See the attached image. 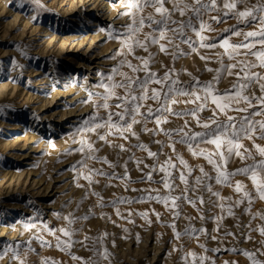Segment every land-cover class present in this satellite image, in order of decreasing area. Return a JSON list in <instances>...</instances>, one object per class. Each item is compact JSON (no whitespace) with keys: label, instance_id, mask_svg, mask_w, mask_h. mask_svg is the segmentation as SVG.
<instances>
[{"label":"rangeland","instance_id":"1","mask_svg":"<svg viewBox=\"0 0 264 264\" xmlns=\"http://www.w3.org/2000/svg\"><path fill=\"white\" fill-rule=\"evenodd\" d=\"M184 2L191 4L192 0ZM202 3L209 4L210 10L201 9L198 16L191 11L181 16L178 11H171L172 3H166L171 20L177 22L170 21L169 27L177 28L184 23V34L167 33L172 42L160 41L167 52L160 51V44L148 43L147 52L136 47L134 54L129 55L116 38L126 32L131 22L124 15L128 11L127 0H0V264H21V261L23 264L44 261L47 264H202L200 257L205 258L203 264H264V236L260 234L264 228V200L259 198L246 175L231 177V186L217 184L216 172L202 156L194 157L185 144L174 143L180 139L176 135L178 129L183 128L190 134L203 131L191 115L178 118L164 112L167 123L158 128L155 116H147V110L151 107L155 113L159 105L148 99L141 102L140 111L144 115L136 117L140 122L133 125L135 136L125 132L126 139H123L117 133L107 136L105 142L98 134H105L107 128L97 132L79 131L84 118L106 119L108 112L121 111L115 107L97 108L102 103L98 94L104 93L98 85L108 83L106 77L114 75L111 71L114 67L134 78H146L143 71L133 73L126 65L120 66L124 60L139 65L137 57H150L149 71L158 78L167 73L169 82L179 81L178 87L188 88L199 81L197 87L212 83L216 93L225 94L233 90V84L246 82H238L235 73L241 67L239 62L258 63L255 57L244 55L246 50L241 49L229 59L219 43L222 38H229L232 44L243 39L225 29L243 32L258 29L237 24L231 15L224 16L227 10L223 8V0H216L217 9H211V0H202ZM260 3L264 0H246L248 7ZM244 7L245 4L238 5L240 10ZM149 14L160 18L152 7L144 8L137 18ZM213 17H220L221 22L217 23ZM201 20L210 25V29L200 33L205 37L203 43H215L216 47H201L200 37L196 35ZM189 21L191 27H187ZM155 27L146 26L138 34L139 39L143 41V33ZM120 52L123 54L118 55ZM228 65H236L233 75H229ZM217 69H220L219 79L215 80ZM250 71L264 75V69L259 67ZM121 80L122 77L114 75L115 82ZM260 83L264 81H253L244 91L253 103L248 112L230 110L247 107L241 101L239 105L232 104L226 110L227 115L239 119L260 110L258 99H253L264 95ZM153 88L160 89V85L150 83L149 95ZM116 92L125 96L122 88ZM133 94L139 96L142 91L136 89ZM176 99L180 102L169 101L168 107L181 114L190 112L199 103H184L188 97ZM117 102L115 98L109 101L111 105ZM213 109L215 105L209 101L203 111H198L199 119L213 117ZM21 113H24L22 118ZM130 115L126 116L128 122ZM215 118L225 121L226 116L216 110ZM113 119L118 117L113 115ZM250 119L264 120V116ZM167 131H172L171 138L164 134ZM259 135L257 131L255 144L264 147ZM82 140L93 145L92 153L82 145ZM173 143L175 150L169 147ZM242 143L251 151L252 158L242 161L233 154L226 166L222 165L228 172L264 159L256 152L253 141L245 139ZM121 144L126 151L120 150ZM139 144L146 145L157 156L149 157L147 151L137 147ZM82 147L84 150L80 151ZM200 149L215 152L213 145L201 143L196 150ZM89 155L106 158L115 167L88 159ZM177 155L192 169L190 176L185 172L189 181L187 191L178 178L184 169L176 160ZM169 158L177 166L170 169L176 179L171 189L166 190L160 165ZM214 159L219 161V155ZM200 168L213 178L204 177L196 185ZM89 169L108 175H93L89 184L84 179ZM113 175L119 178H108ZM125 175L128 179L122 182ZM237 181L244 185L241 193L234 190ZM245 191L250 194L251 203L244 197ZM157 195L181 197L176 201L179 207L173 208L171 200L166 206L149 199ZM120 199L126 202L120 203ZM188 200L195 201V205ZM237 200L241 201L239 205L235 203ZM110 202H115V207ZM227 209H231V214ZM169 225H174L175 231L182 234L179 240ZM61 228L71 231L72 235L64 236L58 231ZM201 228L204 233H200ZM186 229L196 231L187 235ZM57 238L70 242L71 246L58 249ZM5 247L14 251L5 254ZM245 252L250 256L244 255ZM188 253L195 254V258ZM73 256L78 259L73 260Z\"/></svg>","mask_w":264,"mask_h":264},{"label":"snow or ice","instance_id":"2","mask_svg":"<svg viewBox=\"0 0 264 264\" xmlns=\"http://www.w3.org/2000/svg\"><path fill=\"white\" fill-rule=\"evenodd\" d=\"M166 3H172V10L171 11H178L181 16H184L186 12L191 11L194 15H199L201 9L205 11L210 10V5L202 3V0H192L191 4L185 3L184 0H127V8L128 11L124 13L130 17V23L127 25V30L125 33H119L116 38L121 40L122 49L126 48L127 53L129 55L134 54V49L136 47L142 48L145 52L148 51V43L151 44H160L161 40L168 39L167 33L169 31L173 33H177L179 35L184 34L185 24L180 23L179 27L177 28H170L169 22L175 24L177 23L174 20H171V11L165 7ZM239 4H245L243 10L238 8ZM199 5V7H197ZM146 7H152L156 14L159 15V19H155L152 14H149L147 17L139 16L137 18L138 13H142L143 9ZM223 8L226 9L223 13L224 16L231 15L232 18L237 20V24H246L252 26L254 29L253 31L243 32L242 30H229L225 29V31H231L232 35L240 37L242 36L243 39L238 44H232L229 42V38H222L219 46L224 49L225 53L228 55L229 59H233L234 55L239 54V50L244 49V55H251L255 57V62H239L241 63V67L239 72H236L235 75L237 76V80L239 81H246V82H239L238 84H233V90L227 91L225 94H219L215 92L214 86L212 83H206L202 86L197 87L199 81L196 84L189 86L188 88L185 87H178L179 84L178 80H171L169 82V76L166 73L163 77L158 78L156 73L149 71V58L137 57L136 59L140 60L139 65H133L130 61L124 60L120 62V66H127L133 73H137L143 71L145 73L146 78L140 79L138 77L130 76L126 72L119 71V67H114L111 71L114 75H119L122 77L120 82L114 81V75H109L106 77L108 83H100L98 87L104 89L103 94H98V99L102 101L101 104L97 105V108H103L108 110L110 107H115L117 109H121V111L116 112L115 114L108 112L107 118L102 119L98 116H91L90 118L83 119V127L79 129L81 132H97L99 129L107 128L108 131L105 134H98L99 139L101 141L107 142V136H114L117 133L119 134V138L126 139L124 133H130L132 136H135V132L133 131V125L139 123L140 121L137 120V116H143L144 114L141 113L140 109L142 106L141 102H144L148 99L155 101L159 106L155 109V113H159V115H155L153 109L148 107L147 116H155V123L159 128L162 123H167V118L163 115L164 112H168L170 115H175L178 118H182V115H191L192 118L196 121L198 127L203 129V131L189 133L184 132L183 128L176 130V135L180 136L178 141L174 143L185 144L188 147L189 152L194 156H202L208 164L212 166L216 175L214 177L217 184L231 186L230 185V178L236 176L237 174L246 175L248 179L252 182L253 186L256 189V192L261 200H264V159H261L258 164L254 163L251 166H246L237 169L233 172H228L226 168L222 167V165L227 164L228 159L234 154L235 156L239 157L242 161L245 159H251L252 153L251 151L246 148L242 141L247 139L253 141V146L256 149V152L261 156L264 157V147L255 144V134L259 131V139L264 140V120H257L253 121L250 119L251 116H264V95H261L258 98V103L261 106L260 110L252 112L249 116L241 117L237 119L236 117L227 115L226 110L230 109L232 104L239 105L241 101L247 105V107H235L231 108L232 111L237 112H248L249 108L253 107L252 99L249 96L244 95V91L250 86L253 81H264V75H260L255 72H251L250 70L256 67L264 69V3H260L258 5H252L248 7L246 5V0H223ZM211 9H217L216 0H211ZM259 14V15H258ZM35 19V17H33ZM212 19L216 20L217 23L221 22L220 17H213ZM146 21L148 22L146 24ZM155 25L156 27L153 28L151 32L143 33L144 39L143 41L139 39L138 34L142 32V30L147 27H152ZM191 21L188 22L187 27H191ZM206 29H210V25L206 22H200V30L196 32V35L200 37L201 40V47H208L214 48L217 44H205L203 41L205 40L204 36H201L200 33L205 31ZM109 35H112L109 33ZM168 42L171 43L172 41L168 39ZM188 43V41H184ZM259 45V48H257ZM192 47L191 44H189ZM196 49L193 48V51ZM160 51L167 52V49L164 44H160ZM118 55L123 54V52L117 53ZM201 59H206L205 57H201ZM236 65H228L229 75H233L232 69L235 68ZM208 71H213L212 69H208ZM217 76L214 77L215 80L219 79L220 69L216 70ZM240 72H243L244 75L241 77ZM104 78H102L103 80ZM157 84L160 85V89L153 88L151 89V95H149V84ZM261 93H264V83L259 84ZM124 89L125 96H120L116 89ZM166 88V90H164ZM139 89L142 91V94L139 96L134 95V91ZM203 93V96L200 95ZM91 95V94H90ZM177 96L181 97H188L184 103H196L199 102L197 107L192 109L190 112L186 111L185 113L181 114L179 112H175L171 107H168L169 101L172 104L179 103L176 99ZM193 97L195 99H193ZM115 98L117 102L115 105H111L109 103L110 100ZM162 100V102H161ZM211 102L215 105V109H213V117L209 118L208 120L202 121L198 117V111H203L208 102ZM131 105V107H129ZM216 110H219L220 113H224L226 116L225 121H219L215 118ZM130 115V122L126 120V116ZM113 115L118 117L117 120L113 119ZM258 125V129H257ZM185 127H187V122L185 123ZM115 130V131H113ZM145 131H149L145 129ZM169 138L172 137V131H167L164 133ZM138 139V137H137ZM82 145L86 146L89 150V153L94 151L93 145L86 140L81 141ZM159 143V142H158ZM174 143L169 144V147L174 149ZM207 144L213 145L215 148V152H209L205 149H200L197 151L196 149L199 145ZM121 151H126L124 145L118 146ZM139 147L143 151H147L149 157H156L157 153L148 151L146 145L139 144ZM84 148L82 147L80 151H83ZM242 150V151H241ZM219 155V161L214 159L215 155ZM247 154V155H245ZM88 159H96L98 162H102L108 164L109 167L114 168L115 165L110 164L106 158H97L93 155H89ZM176 160L179 161V164L182 166L184 171H180L179 180L182 184L185 185V191L189 186V181L187 176H190L192 173V169L188 166L186 161L183 160L179 155L176 156ZM82 163V162H81ZM177 166L172 162V159L169 158L165 160L160 165V172L163 175V187L166 190H170L172 187V181L176 179L175 176L172 175L170 169H176ZM153 171H155V167L153 166ZM201 175L195 178V184L200 185L204 177L208 179H212L213 177L209 176L207 172L203 168L199 169ZM187 172V176L185 175ZM93 175H100V176H107L108 174L100 171V170H93L89 169V174L84 176L89 184L92 183V176ZM109 179L112 178H119L113 176H108ZM128 177L125 175L122 178L123 180H127ZM148 179L151 180V175H148ZM244 189V185L237 181L235 185V192L241 193ZM211 191V188L208 189ZM135 191V189H134ZM99 197L98 193H93ZM213 195H219V193H213ZM244 197H247L249 203H251V196L248 192H243ZM187 200V196L183 197ZM149 199H155L157 202H163L166 206L168 201L171 200L173 208H178L179 205L176 204V201L181 199V197H172L170 195L167 196H155L149 197ZM120 203H125L123 199L119 200ZM142 202V201H141ZM190 204L195 205V201L188 200ZM201 204L203 200L201 199ZM127 203H131V201H127ZM236 205L241 203L240 200H237ZM102 204V201H101ZM111 206L115 207V202H110ZM221 209L224 210V205H220ZM229 214H231V209H227ZM117 215H120L119 211L117 210ZM140 215L146 216V213H140ZM175 215L178 217L179 213L176 212ZM157 218H159V214L157 213ZM203 219V217H201ZM65 220H68V223L71 224L72 221L69 217H65ZM130 223L132 221H129ZM173 228L174 235L176 239H180L181 233L175 231L174 225H169ZM28 228L35 227V225H26ZM47 228V225H44ZM51 231V230H50ZM64 236L70 237L72 235L71 231L66 230L64 228L59 229ZM126 231V229H125ZM195 229L187 230L184 234L191 235L192 232H195ZM200 233H204V229L201 228ZM260 234L264 236V228H261ZM63 246V247H62ZM71 243L66 242L57 238L56 247L61 250H65L67 247H70ZM203 248V245H200ZM175 250V249H174ZM207 251V249H204ZM4 253L7 254L8 252L14 251L11 247H5ZM188 256H193L195 258V254L188 253ZM244 255L250 256L249 253L245 252ZM105 258L107 256L105 255ZM18 259V257H17ZM73 260L78 259L77 257L73 256ZM203 264L204 257L199 258ZM23 264V261H21ZM43 264H47V261H44Z\"/></svg>","mask_w":264,"mask_h":264},{"label":"bare ground","instance_id":"3","mask_svg":"<svg viewBox=\"0 0 264 264\" xmlns=\"http://www.w3.org/2000/svg\"><path fill=\"white\" fill-rule=\"evenodd\" d=\"M29 98H30V97H29ZM26 100H27V98H26ZM23 114H24V113H21V116H20L21 118H22V117H24V115H23Z\"/></svg>","mask_w":264,"mask_h":264}]
</instances>
